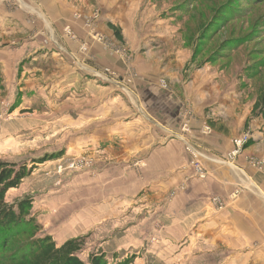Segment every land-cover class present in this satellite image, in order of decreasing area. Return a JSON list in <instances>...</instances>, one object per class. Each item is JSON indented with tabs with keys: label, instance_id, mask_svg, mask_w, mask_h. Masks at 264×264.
<instances>
[{
	"label": "rangeland",
	"instance_id": "1",
	"mask_svg": "<svg viewBox=\"0 0 264 264\" xmlns=\"http://www.w3.org/2000/svg\"><path fill=\"white\" fill-rule=\"evenodd\" d=\"M38 1L0 0V160L29 170L6 201L31 200L28 216L34 218L25 221V232L1 240L0 264H11L21 246L45 236L57 246L83 239L79 256L86 263L97 252L111 263L135 258L140 246L125 255L117 244L123 219L135 221L141 213L135 202L118 203L119 195L117 204L110 200V187H105L108 170H119L109 154L120 149L121 134L130 131L122 123L128 101L137 100L136 72L95 67L85 57L90 47L84 41L73 48L62 44L54 28L46 27ZM107 10L96 8L85 26L128 65L135 55L171 43V58L185 56V77L208 66L225 84L233 81L250 95L264 82V0H141L138 30L128 37L114 27L121 38L114 29L108 36L95 28ZM65 33L78 40L70 27ZM165 79L161 85L167 87ZM108 130L112 139L105 137ZM149 243L160 240L152 237ZM143 254L144 262L132 264H167L154 259L153 252Z\"/></svg>",
	"mask_w": 264,
	"mask_h": 264
},
{
	"label": "crops",
	"instance_id": "2",
	"mask_svg": "<svg viewBox=\"0 0 264 264\" xmlns=\"http://www.w3.org/2000/svg\"><path fill=\"white\" fill-rule=\"evenodd\" d=\"M140 2L38 1L46 27L54 28L62 44L73 48L84 41L90 47L85 57L95 67L137 75L132 83L137 100L132 106L128 101L122 123L130 131L121 134L120 149L109 154L119 170H108L105 188L110 187L116 204L117 195L122 205L135 202L141 215L123 219L117 247L134 255L129 249L140 246L134 259L143 262V253L153 252L154 259L167 264H264V168L256 164L264 163V119L252 114L256 99L233 81L225 84L208 66L185 77V56L171 58V43L135 55L128 65L85 26L96 8L106 7L95 28L109 36L120 26L132 37ZM66 27L78 40L67 36ZM163 78L167 87L161 85ZM247 132L251 142L231 156L234 139ZM187 145L202 153L205 178L199 177ZM152 237L160 244H150Z\"/></svg>",
	"mask_w": 264,
	"mask_h": 264
},
{
	"label": "trees",
	"instance_id": "3",
	"mask_svg": "<svg viewBox=\"0 0 264 264\" xmlns=\"http://www.w3.org/2000/svg\"><path fill=\"white\" fill-rule=\"evenodd\" d=\"M113 29L115 35L121 38L120 32L116 28ZM239 90L246 91L243 87H239ZM250 96L256 99L252 114L264 119V82ZM28 173L29 170L24 166L0 160V242L7 236L13 237L25 232V229L22 231L25 221L34 222V218L28 216L32 206L31 200L25 198L16 205L6 201L8 191L17 188ZM83 247L84 242L81 238L70 239L57 246L51 236H45L21 246L18 250L19 255L12 257L10 261L11 264H132L134 261L133 257H127L111 263L105 253L97 252L92 253L89 262L86 263L79 256Z\"/></svg>",
	"mask_w": 264,
	"mask_h": 264
},
{
	"label": "built area",
	"instance_id": "4",
	"mask_svg": "<svg viewBox=\"0 0 264 264\" xmlns=\"http://www.w3.org/2000/svg\"><path fill=\"white\" fill-rule=\"evenodd\" d=\"M250 139H251V134L248 132L240 135L237 138H235L233 141L234 142V149L231 153V156L238 155L245 148V146L250 141ZM186 149L192 153L193 165L196 168L199 177L205 178L207 176V173H206L205 169L203 168L202 163L200 162V159L202 157V153L193 149L191 145H187ZM256 164H259L261 167L264 168V163L257 162Z\"/></svg>",
	"mask_w": 264,
	"mask_h": 264
},
{
	"label": "bare ground",
	"instance_id": "5",
	"mask_svg": "<svg viewBox=\"0 0 264 264\" xmlns=\"http://www.w3.org/2000/svg\"><path fill=\"white\" fill-rule=\"evenodd\" d=\"M91 115V114H90ZM68 121V120H67ZM81 129V128H80ZM83 131V130H82Z\"/></svg>",
	"mask_w": 264,
	"mask_h": 264
}]
</instances>
